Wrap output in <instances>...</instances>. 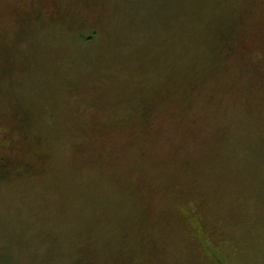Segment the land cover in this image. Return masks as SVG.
<instances>
[{"label": "rangeland", "instance_id": "rangeland-1", "mask_svg": "<svg viewBox=\"0 0 264 264\" xmlns=\"http://www.w3.org/2000/svg\"><path fill=\"white\" fill-rule=\"evenodd\" d=\"M263 52L264 0H0V264H264Z\"/></svg>", "mask_w": 264, "mask_h": 264}, {"label": "trees", "instance_id": "trees-1", "mask_svg": "<svg viewBox=\"0 0 264 264\" xmlns=\"http://www.w3.org/2000/svg\"><path fill=\"white\" fill-rule=\"evenodd\" d=\"M33 1H37V0H33ZM27 4H28V3H27ZM32 11H33L32 7L30 6V4H28V12H27V13L30 14V13H32ZM226 27H227V26H226ZM227 28L230 29V28H231V25L228 26ZM225 32H227V33H234V32H236V31H235V30H233V31H232V30H225ZM92 33H95V32H91V35L85 37V39L90 40V39L92 38V36H93ZM229 37H232V38H233V36H229ZM237 38H238V36H237ZM222 39H223V41H224L225 39H227L226 34H223ZM225 41H227V40H225ZM239 42H240V41H239ZM246 44H247V42H246L244 39L241 40V45L244 47V50H245L246 54H244V50H240L241 48L237 46L238 49H236V53H238V55H239V59H240V58H245V60L250 59V55H248L247 50L245 49V48H246ZM225 45H226V47L229 46V44H226V43H225ZM247 48H249V47L247 46ZM229 49H230L231 52H233V50H234L235 48L229 46ZM238 50H240V51L238 52ZM141 114H142L143 116L146 117V123H145V124H146V127H147L148 124H149V122H150L151 119H152L151 116H150V114H149V111L144 107L143 110H142V112H141ZM14 115H17V114L14 113L13 116H14ZM18 115H19L20 118L22 117V113H18ZM215 162H216V161L213 162V166H212V167H217V165H216ZM5 164H6V163L3 162V161L0 162V166L7 167L8 165L6 166ZM203 240H204V239H203ZM203 240H202L203 244H204V243L206 244V241L204 242Z\"/></svg>", "mask_w": 264, "mask_h": 264}, {"label": "flooded vegetation", "instance_id": "flooded-vegetation-1", "mask_svg": "<svg viewBox=\"0 0 264 264\" xmlns=\"http://www.w3.org/2000/svg\"><path fill=\"white\" fill-rule=\"evenodd\" d=\"M237 46L241 48L240 50H244V47L241 45V42H239ZM245 49L247 50V53L250 52V49L247 48V44H246V48ZM240 50H238V52ZM244 54H246L245 50H244ZM262 56H263L262 58L264 59V52L262 53ZM8 72H10V69L9 68H8ZM15 113L17 115H14L13 118H20L19 115H18V113H20V111H15ZM188 219H189L188 221L190 223L193 222V223H191V226L194 229H196V231L198 232V234L202 237V240L203 239L204 240L209 239L210 236H209V231L208 230L210 229L211 226L205 225L204 222H201L202 219H203V217H202L201 214H194V219L193 220H191L190 217ZM206 244H207V242H206ZM214 259L216 261L220 262V257L218 255H216V254H214Z\"/></svg>", "mask_w": 264, "mask_h": 264}]
</instances>
